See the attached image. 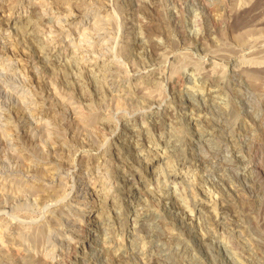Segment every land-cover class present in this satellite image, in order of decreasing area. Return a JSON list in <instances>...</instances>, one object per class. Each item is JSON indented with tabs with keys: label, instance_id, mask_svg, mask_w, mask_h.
I'll return each mask as SVG.
<instances>
[{
	"label": "rangeland",
	"instance_id": "obj_1",
	"mask_svg": "<svg viewBox=\"0 0 264 264\" xmlns=\"http://www.w3.org/2000/svg\"><path fill=\"white\" fill-rule=\"evenodd\" d=\"M13 1L0 0V53L5 51L0 56L10 61L5 59V65L0 63V130L5 132L0 136V156L6 155L0 158V185L3 183L10 187L11 184L13 189L17 186L20 191L17 193L16 190L17 196L15 192H5L0 188V225L7 226L9 230L19 226L26 231L22 242H19L23 251L30 249L28 252L36 255L41 250L42 254H37L36 258L46 256V264H153L149 258L159 254V249L164 250L166 246L183 251L185 246L190 245L192 250L188 257L204 264H236L240 259H243V264H251L252 255L264 262V79L261 80L264 78V58L259 61L264 57V45L253 47L254 51L251 50L250 54L246 51L247 54L242 55L253 41L264 37V0H59L61 3H71L74 7L72 12L79 14L83 12L77 10L76 6L84 1L90 7V11H84L88 12L84 13L87 14L85 18L90 19L98 12V17L108 21L109 37L98 40L107 54H104V58L102 55L96 58L92 72L93 62H84L79 58L77 49L68 47V50L65 48L66 52L59 38L46 35L49 33L46 27L47 32L45 29L43 31L46 37L56 40L53 42L54 50L47 44L41 45L37 39L33 40L31 28L26 31L20 29L26 23L27 16L23 13L17 18V13L12 10L16 0ZM61 20L64 23L68 21L65 17ZM10 49L14 52L7 53ZM54 54L59 55L58 62L62 65L52 59ZM252 57L258 58V62L252 64L246 61ZM111 63L123 65L126 69L122 71L126 72H118V76L111 74L113 78H110L98 71L102 64L109 66ZM211 68H221L226 73L219 84L211 85L203 81ZM250 72L259 73L260 82L256 88L248 81L247 73ZM146 85L150 90L145 96L139 90ZM257 87L261 88L258 90ZM192 88L198 89L192 97H187L188 89ZM14 89H17L15 95L12 92ZM209 90L218 91L219 105L222 107L210 105ZM126 91L130 95L129 98L127 95L128 99H122L125 104L115 103L120 99L119 95ZM20 93H26L33 104L19 101L17 95L20 96ZM66 97L71 98L70 101ZM190 97L206 100L203 103L210 107L205 105L207 109H197L189 104ZM75 108L84 110L85 115L88 111L93 112L91 119H87V127L79 124L77 114L80 110L77 112ZM222 108L228 112L227 116L220 114ZM199 114L219 120L215 123L217 126L223 125L219 129L212 123V129L204 141L190 142L192 136L183 133L184 141L181 144L187 158L185 164L176 165L174 171L189 180L185 179L181 184L164 179L160 169L155 168V159L149 161L150 154L163 141L169 138L174 141L183 123ZM42 123L45 129H41ZM77 124L79 126L76 128ZM4 147V150L1 149ZM150 165H155V169H151L155 172H148ZM139 169L144 171L142 175L138 173ZM92 175L112 181V188L99 191L103 199L99 196L93 205L98 209L106 203L105 211L100 214L106 218L101 223L96 222L98 220L94 217L92 221L88 219L91 223L88 220L81 223L71 206L72 194L82 184L81 176L89 179ZM58 176L63 177L60 178L64 190L60 191L61 195L57 194L53 199L55 194L45 190L41 194L35 190L41 184L44 188L52 187L54 183L56 186ZM29 185L36 188L32 191ZM186 187L194 190V199L197 197L190 201V205L201 199L198 189L218 201L223 226L216 225L215 217L205 211V218L197 219L196 208L192 209V206L190 208L194 211L192 213L190 210V214H185L177 205L173 207L175 204L167 197L178 192L177 197L185 196L190 193ZM85 194L83 192L81 195ZM93 198L90 195L89 205L94 202ZM171 208L173 212L170 216L179 221L177 225H171L172 222L166 219L165 213ZM51 218L58 221L55 229L44 228ZM147 223L154 227L149 231L153 232L151 234L138 230ZM155 228L160 229L157 234L161 237L154 234ZM211 229L215 236L205 240L206 244L201 238L206 237V232ZM15 230L7 233L10 238L4 237L5 240L0 242V253H4L9 264H19L16 257L13 258L16 250ZM27 235L36 236L31 237V241ZM235 240L246 244L251 251V256L242 255L236 263L222 247L224 242L232 244ZM6 244L8 249L4 248ZM183 264L191 263L185 261Z\"/></svg>",
	"mask_w": 264,
	"mask_h": 264
},
{
	"label": "bare ground",
	"instance_id": "obj_2",
	"mask_svg": "<svg viewBox=\"0 0 264 264\" xmlns=\"http://www.w3.org/2000/svg\"><path fill=\"white\" fill-rule=\"evenodd\" d=\"M15 1V0H14ZM13 1V2H14ZM242 1V0H241ZM249 2L251 1V0H248ZM244 2H246V1H244ZM247 3V2H246ZM13 4V3H12ZM15 4H16V6H14L13 7V5H12V10H13V12L14 13H17V18H19V17H21V15L23 14V13H26V18H27V21H26V23H24L22 26V28H20V29H22V30H29V29H27V28H31V30H33L32 31V34H31V38L33 39V40H36V41H38V42H40L41 43V45L42 44H47V46L49 45V46H51L52 48L51 49H53L54 50V48H53V45H55L53 42L54 41H56L55 39H57V38H59L62 42H63V46H64V50H65V48L67 49L68 47H70V48H74V49H77L76 50V55H77V52H78V57L79 58H81L84 62H86V61H90V63H92L93 62V64L91 65L92 67H91V71L90 72H92V68H93V66L96 64V62H97V60H96V58H98L100 55H102L103 56V58H104V54H107L106 52H105V48H103L104 46L102 45V44H100V43H98V40H100L101 38H105V37H107L109 34V28H108V26H107V24L106 23H108V21L106 20V19H104V17H98V12L95 14H93L92 15V19L90 20L89 18H85L86 16L85 15H87V14H84V13H88V12H84V11H90V7H88L87 5H86V3L83 1V2H79L78 3V5L76 6V8H77V10H81L83 13L82 14H79V13H73L72 12V10H73V8H72V4L71 3H68V2H65V3H61L59 0H16L15 1ZM240 4V3H239ZM89 5V4H88ZM243 5V4H242ZM16 7V8H15ZM15 8V9H14ZM75 8V9H76ZM19 9V10H18ZM16 10V11H15ZM76 10H74V12H75ZM79 12V11H78ZM29 13V14H28ZM93 13V12H92ZM91 14V13H90ZM15 15V14H14ZM63 17H65L66 18V20L68 19V21H67V23H64V20L62 21L61 19L63 18ZM25 18V19H26ZM110 18V17H109ZM14 19V18H13ZM65 20V21H66ZM89 20V21H88ZM16 21V20H15ZM113 21V20H112ZM12 22V21H11ZM206 22V21H205ZM111 24V23H110ZM105 25H106V28H105ZM209 25V24H208ZM208 25H205V26H208ZM13 26V25H12ZM43 26V27H42ZM245 26V25H244ZM14 27V26H13ZM44 27H46L47 28V30H48V34H46L45 32H43L44 31ZM70 27V28H69ZM108 28V29H107ZM12 29V28H11ZM13 29H15V28H13ZM78 29H80V30H78ZM208 29V28H207ZM8 30V29H7ZM46 30V29H45ZM47 30H46V32H47ZM205 30H206V28H205ZM243 30V29H242ZM8 31H10V30H8ZM16 31V30H15ZM14 32V31H13ZM24 32V31H23ZM28 32V31H27ZM26 32V33H27ZM244 32V31H243ZM207 33V32H206ZM255 33V32H254ZM47 36H51V35H53L54 36V38L55 39H53L52 37H46V35ZM241 35V34H240ZM250 35V34H249ZM252 35V34H251ZM181 36V35H180ZM6 37V36H5ZM65 37V38H64ZM109 37V36H108ZM111 37V36H110ZM30 38V39H31ZM113 38V37H112ZM4 39V38H3ZM2 40V39H1ZM185 40V39H184ZM187 40V39H186ZM204 40V39H203ZM251 40V39H250ZM101 41H103L102 39H101ZM105 41V40H104ZM109 41V40H108ZM180 41V40H179ZM200 41V40H199ZM202 41V40H201ZM60 42V41H59ZM176 42V41H175ZM174 42V43H175ZM178 42V41H177ZM184 43L185 42H187V41H183ZM182 42V43H183ZM251 42V41H250ZM39 43V44H40ZM101 43H103V42H101ZM194 43V42H193ZM203 43V42H202ZM201 43V44H202ZM178 44V43H177ZM181 44V43H180ZM200 44V45H201ZM184 45H186V44H184ZM199 45V47H204V46H200ZM249 45V44H248ZM247 45V46H248ZM264 45V37H258L255 41H253V43L249 46V47H247V48H245V46H244V50H243V53H245L246 51L250 54V52H251V50H253L252 48L253 47H256V46H263ZM38 46V45H37ZM48 46V47H49ZM62 46V47H63ZM103 46V47H102ZM108 46H110V45H108ZM4 47V46H3ZM11 47V46H10ZM9 47V48H10ZM55 47V46H54ZM57 47H59V46H57ZM61 47V48H62ZM106 47V46H105ZM197 47V46H196ZM7 48H8V46H7ZM50 48V47H49ZM107 48V47H106ZM158 48V47H157ZM161 48V47H160ZM163 48V47H162ZM175 48V47H174ZM185 48H186V46H185ZM206 48V47H205ZM12 49V48H11ZM11 49L9 50V52L7 51V53H13L14 51L12 50L11 51ZM56 49V48H55ZM58 49V48H57ZM153 49V48H152ZM155 49H156V47H155ZM165 49V48H164ZM178 49V48H177ZM180 49V48H179ZM204 49V48H203ZM203 49H201L202 51H203ZM241 49V48H240ZM259 49V48H258ZM68 50V49H67ZM157 50V49H156ZM168 50H170L169 48H168ZM167 50V51H168ZM3 51V50H2ZM66 51V50H65ZM75 51V50H74ZM112 51V50H111ZM155 51V50H154ZM254 51V50H253ZM3 52H5V51H3ZM3 52H1V53H3ZM62 52V51H61ZM67 52V51H66ZM69 52V51H68ZM72 52V51H71ZM162 52V51H161ZM165 52V51H164ZM164 52H162V53H164ZM169 52V51H168ZM173 52V51H172ZM237 52V51H236ZM264 52V51H263ZM0 53V54H1ZM17 53V52H16ZM15 53V54H16ZM73 53V52H72ZM71 53V54H72ZM253 53V52H252ZM254 53H256V52H254ZM258 53V52H257ZM49 54V53H48ZM58 54V53H57ZM61 54V53H60ZM75 54V53H74ZM109 54V53H108ZM119 54V53H118ZM121 54V53H120ZM156 54H160V53H156ZM168 55H169V53H167ZM223 54V53H222ZM235 54H237V53H235ZM242 54V53H241ZM247 53H245V54H242L243 56L244 55H246ZM249 54H248V57H249ZM259 54V53H258ZM261 54V53H260ZM5 56H6V54H4ZM44 55H46V54H44ZM50 55V54H49ZM112 55V54H111ZM117 55V54H116ZM155 55V54H154ZM168 55H166V56H168ZM238 55H240V54H238ZM242 55H240V57L242 56ZM254 55H257V54H254ZM9 56H10V54H9ZM13 56H15V55H13ZM12 56V57H13ZM59 55H52L51 57H53L52 59L54 60V61H57L56 63H60V65H62L61 64V62H58L59 61V59L57 58ZM170 56V55H169ZM250 56H252V55H250ZM258 56V55H257ZM101 57V56H100ZM110 57V56H109ZM128 57V56H127ZM159 57V56H158ZM255 57V56H254ZM254 57H252V58H246L245 60L248 62H251L252 64H254V63H257L258 62V58L257 59H255ZM260 57V56H259ZM9 58V57H8ZM14 58V57H13ZM47 58H49V57H47ZM59 58H61V57H59ZM106 58V57H105ZM116 58V57H115ZM120 58V57H119ZM166 58H168V57H166ZM237 58H239V57H237ZM242 58V57H241ZM244 58V57H243ZM261 58V57H260ZM259 58V59H260ZM264 57H262L259 61H261L262 59H263ZM6 58H4V56H0V63L2 64V63H4L6 60H5ZM15 59H17V57H15ZM15 59H13L14 61H17V60H15ZM46 59V58H45ZM111 59V58H110ZM125 59H126V56H125ZM236 59V58H235ZM5 60V61H4ZM21 60V59H20ZM50 60V59H49ZM102 60V59H101ZM242 60V59H241ZM244 59H243V61H245ZM8 61V60H7ZM6 61V62H7ZM11 61H12V59H11ZM102 61H104V60H102ZM101 61V62H102ZM106 61V60H105ZM108 61V60H107ZM127 61V60H126ZM245 61V62H246ZM8 62H10V61H8ZM20 62V61H19ZM50 62H51V60H50ZM82 62V61H81ZM87 62V63H88ZM98 62H99V60H98ZM111 62V61H110ZM125 62V61H124ZM12 64L11 65H13V62H11ZM16 63V62H15ZM106 63V62H105ZM126 63V62H125ZM1 64H0V66H1ZM6 63H4V65H5ZM20 65H21V62L19 63ZM18 64V65H19ZM54 64V63H53ZM84 64H86V63H84ZM99 64V63H98ZM97 64V65H98ZM8 65H10V63L9 64H7V66ZM79 65V64H78ZM100 65V64H99ZM256 65V64H255ZM123 65H119V64H110L109 66L106 64V66L104 65V64H102L101 66H99L100 67V69L98 70V68H97V70L98 71H101L102 72V75H104V76H110V78H113V76L112 75H114V76H118V75H116V74H118V72H126V71H122V70H124V69H126V68H124V67H122ZM127 66H128V64H127ZM158 66V65H157ZM13 67V66H12ZM11 67V68H12ZM58 67H60V66H58ZM62 67V66H61ZM81 67H82V65H81ZM126 67V66H125ZM156 67V66H155ZM222 67V66H221ZM2 67H0V69H1ZM14 68V67H13ZM131 68V67H130ZM255 68V67H254ZM5 69H6V67H5ZM4 69V70H5ZM10 69V68H9ZM8 69V70H9ZM87 69H88V67H87ZM224 69H226L225 67H224ZM251 69V68H250ZM7 70V69H6ZM82 70H85V69H83L82 68ZM88 70H90V69H88ZM96 70V69H95ZM94 70V71H95ZM129 70V69H128ZM127 70V71H128ZM248 70H249V68H248ZM10 71V70H9ZM14 71V70H13ZM149 71H151V70H149ZM154 71V70H153ZM251 71H253V70H251ZM22 72V71H21ZM86 72V71H85ZM84 72V73H85ZM156 72V71H155ZM211 72V73H210ZM259 72V71H258ZM119 73V74H120ZM122 73V74H123ZM152 73V72H151ZM235 73V72H234ZM255 73H257V72H255ZM264 73V72H263ZM16 74V73H15ZM101 74V73H100ZM112 74V75H111ZM156 74V73H155ZM201 74V73H200ZM207 74V73H206ZM205 74V78L203 79V81L205 80V82H209V83H211V85H213V84H219L221 81H222V79L224 78L223 77V75L226 77V73L224 74V70H221V68L220 69H216V68H214V70L211 68L210 69V71H208V74L206 75ZM246 74V73H245ZM244 74V75H245ZM248 74V81H250L252 84H254L255 86V88H256V84L258 83V82H260L258 79H260V76H258V74L259 73H257V74H254V73H252V72H250V73H247ZM9 75H10V73H9ZM12 75V74H11ZM153 75V74H152ZM241 75H242V73H241ZM264 75V74H263ZM95 76V75H94ZM112 76V77H111ZM121 76V75H120ZM155 76V75H154ZM204 76V75H203ZM237 76H238V74H237ZM245 77V76H244ZM259 77V78H258ZM92 78V77H91ZM98 78V77H97ZM247 78V77H246ZM9 79V78H8ZM93 79V78H92ZM115 79V78H114ZM113 79V80H114ZM263 79L264 78H261V80L263 81ZM94 80V79H93ZM112 80V79H111ZM199 80V79H198ZM5 81V80H4ZM6 81H8V80H6ZM200 81H201V79H200ZM262 81H261V83H262ZM16 82V81H15ZM26 82V81H25ZM27 83V82H26ZM29 83V82H28ZM82 83V82H81ZM84 83V82H83ZM153 83H155V82H153ZM203 83V82H202ZM201 83V84H202ZM1 84V83H0ZM92 84V83H91ZM148 84V83H147ZM204 84V83H203ZM206 84V83H205ZM262 84H264V82L262 83ZM150 86L152 85V84H149ZM149 85H146V87L145 86H143V87H141V90H139V92H141L143 95H147L148 94V90H150L149 88ZM199 85V84H198ZM198 85H196V86H198ZM210 85V84H209ZM210 85V86H211ZM258 85H260V84H258ZM215 86V85H214ZM212 87V86H211ZM210 87V88H211ZM264 87V86H263ZM138 88V87H137ZM213 88V87H212ZM254 88V89H255ZM258 88V87H257ZM259 88H261V87H259ZM259 88H258V90H259ZM6 89V88H5ZM111 89V88H110ZM139 89V88H138ZM197 89L198 88H192V89H188V91H187V97H188V95L189 96H193L194 94H195V92L197 91ZM3 90V89H2ZM16 90L17 89H14L12 92H13V95H15L16 94ZM187 90V89H186ZM196 90V91H195ZM125 91V90H124ZM128 91H129V89H128ZM136 91V90H135ZM135 91H134V93H135ZM210 92H209V94H210V100L208 101L209 103H210V105H212L213 107H215V106H217V104L219 105V95H218V91L216 90H209ZM5 92V91H4ZM8 92V91H7ZM121 92V91H120ZM123 92V91H122ZM136 92H138V91H136ZM138 92V93H139ZM138 93H137V96H139L138 95ZM140 93V94H141ZM132 94V93H131ZM141 94V95H142ZM5 95V94H4ZM7 95V94H6ZM5 95V96H6ZM118 95V94H117ZM127 95H128V98H129V93L127 94V91L126 92H124L123 93V95H119V97H120V99H118L115 103H117L118 102V104H125V101L124 100H122L123 98H127ZM140 95V96H141ZM142 95V96H143ZM196 95H198V94H196ZM18 96V100L19 101H24V102H29L30 101V103L32 102L31 100H29V98H28V95L26 94V93H23L22 95H21V93H20V96L19 95H17ZM144 96V97H145ZM153 96V95H152ZM69 97V96H68ZM68 97H66L67 99H68ZM156 97V96H155ZM155 97H154V99H155ZM189 98V104L192 106H194V107H196L197 109H199V108H206L207 106H209L210 107V105H207L206 103H203V101H202V99L200 100V98L199 99H193V98ZM196 97V96H195ZM34 98V97H33ZM33 98H31L32 100H33ZM127 98V99H128ZM151 98V97H150ZM14 99V98H13ZM15 99H16V97H15ZM69 99H71V98H69ZM68 99V100H69ZM117 99V98H116ZM130 100V99H129ZM158 100V99H157ZM198 100H199V102H198ZM223 100V99H222ZM70 101V100H69ZM124 101V102H123ZM206 101V100H205ZM204 101V102H205ZM15 102V101H14ZM134 102H136V101H134ZM197 102V103H196ZM68 103V102H67ZM130 103V102H129ZM132 103V102H131ZM221 103H222V101H221ZM25 104V103H24ZM32 104H33V102H32ZM136 104V103H135ZM201 105V106H200ZM205 105H207V106H205ZM133 106V105H132ZM220 106V105H219ZM226 106V105H225ZM78 107V106H77ZM220 107H222V106H220ZM25 108V107H24ZM37 108V107H36ZM114 108V107H113ZM118 108V107H117ZM234 108V107H233ZM76 109V108H75ZM79 110H80V108H78ZM78 109H76L77 110V112H79V110ZM196 109V110H197ZM207 109V108H206ZM217 109H219V108H217ZM216 109V110H217ZM223 109V108H222ZM221 109V110H222ZM230 109V108H229ZM32 110H34V109H32ZM37 110V109H36ZM35 110V111H36ZM196 110H194L193 111V113H195V111ZM220 110V109H219ZM218 110V111H219ZM107 111V110H106ZM204 111V110H203ZM228 111V110H227ZM75 112V111H74ZM84 112V110L83 111H81L80 110V112L77 114L78 115V122H79V124L81 125V126H86L87 127V125H88V123H87V119H91V117L93 116L92 115V113L93 112H89L88 111V113H87V115H85V113H83ZM199 112V111H198ZM220 112V114L222 115V116H227V114H228V112H226L225 111V108L222 110V111H219ZM112 113V112H111ZM202 113V112H201ZM204 113V112H203ZM202 113V114H203ZM59 114H61V113H59ZM96 114V113H95ZM107 114V113H106ZM197 114V113H196ZM202 114H199V116H197L196 115V117H194V118H189L188 119V122H186V123H183V126L182 127H180L179 125H177V126H179L180 128L177 130V137H176V139L174 140V141H171V140H169V139H167L165 142L163 141V143L161 144V146L159 147V146H156V147H154L155 149L153 150V152L150 154V157H149V161L151 162V160L150 159H155V162H156V167H155V165H150V169H149V171L148 172H150V171H152L153 169H157V168H159L160 169V174L161 175H163V178L164 179H168L169 181H171V182H173V183H175V182H180L181 184L182 183H184V180L186 179V178H184L183 176H180L177 172H175L174 171V169H175V167H176V165H184L185 164V159L187 158L186 157V155L184 154V150H183V147H182V142L184 141V138L181 136L183 133L184 134H186V133H189V135H191L192 137H191V140H190V142H198V141H201V140H206L207 138H208V133L210 132V129H212L211 128V124L212 123H216L217 124V122L219 121V120H215L214 118H212V117H210L209 115L207 116H205V115H202ZM76 115V114H75ZM234 115V114H233ZM90 116V117H89ZM97 116V115H96ZM231 116V115H230ZM229 116V117H230ZM87 117H89V118H87ZM101 117V116H100ZM191 117H193V115L191 116ZM232 117H234V116H232ZM154 118V117H153ZM219 118V117H218ZM221 118V117H220ZM98 119H99V117H98ZM104 119V118H103ZM158 119V118H157ZM187 119V118H186ZM185 119V120H186ZM224 120V119H223ZM222 120V121H223ZM95 121V120H94ZM99 121V120H98ZM150 121V120H149ZM181 121V120H180ZM183 121V120H182ZM225 121H226V119H225ZM229 121V120H228ZM231 121V120H230ZM91 122V121H90ZM185 122V121H184ZM2 123V122H1ZM39 123V122H38ZM92 123V122H91ZM90 123V124H91ZM231 123V122H230ZM43 124V123H42ZM41 124V125H42ZM79 124H77L75 127L77 128V126H79ZM215 124V126H217ZM221 125H223L222 123H221ZM221 125H218L219 126V129H220V126ZM74 126V125H73ZM72 126V127H73ZM102 126V125H101ZM147 126V125H146ZM145 126V127H146ZM217 126V127H218ZM227 126H228V124H227ZM41 127V129H45V125L43 124L42 126H40ZM47 127V126H46ZM63 127V126H62ZM96 127V126H95ZM172 127V126H171ZM3 128V127H2ZM7 128V127H6ZM9 128H11V127H9ZM39 128V127H38ZM71 128V127H70ZM69 128V129H70ZM78 128H80V127H78ZM90 128V127H89ZM147 128V127H146ZM145 128V129H146ZM173 128H174V126H173ZM176 128H178V127H176ZM48 129H49V127H48ZM65 129H67V128H65ZM73 129V128H72ZM83 129V128H82ZM91 129V128H90ZM56 130V129H55ZM60 130V129H59ZM75 130V129H74ZM73 130V131H74ZM84 130H85V127H84ZM147 130V129H146ZM145 130V131H146ZM150 130V129H149ZM7 131H9V130H7ZM11 131V130H10ZM66 131H69L68 129L66 130ZM78 131H81V129L80 130H78ZM93 131V130H92ZM91 131V132H92ZM100 131V130H99ZM174 131V130H173ZM0 132H1V130H0ZM59 132V131H58ZM65 132V131H64ZM83 132V131H82ZM86 132V131H85ZM96 132V131H95ZM5 132L3 131V132H1L0 133V136H2L3 134H4ZM10 133V132H9ZM60 133H61V131H60ZM69 133V132H68ZM89 133V132H88ZM87 133V134H88ZM94 133V132H93ZM97 133V132H96ZM154 133V132H153ZM174 133H175V131H174ZM8 134V133H7ZM43 134H45V133H43ZM50 134V133H49ZM48 134V135H49ZM78 134V133H77ZM148 134V133H147ZM6 135V134H5ZM211 135V134H210ZM41 136H42V134H41ZM149 136V135H148ZM49 137H50V135H49ZM48 137V138H49ZM77 137V136H76ZM46 138H47V136H46ZM51 138V137H50ZM53 138V137H52ZM65 139V138H64ZM150 139V138H149ZM188 140V139H187ZM150 141V140H149ZM210 141V140H209ZM19 142V141H18ZM188 142V141H187ZM206 142V141H205ZM1 143V142H0ZM3 144V143H2ZM1 144V145H2ZM5 145V144H4ZM158 145V144H157ZM255 145V144H254ZM10 146V145H9ZM2 147H3V145H2ZM189 147V146H188ZM1 149H5V147L4 148H1ZM9 150V149H8ZM66 150V149H65ZM186 150V149H185ZM151 151V150H150ZM9 152V151H8ZM17 152V151H16ZM1 153H2V150H0V155H1ZM12 153V152H11ZM9 154V153H8ZM19 154V153H18ZM3 155H5V154H3ZM2 155V156H3ZM15 155H17V154H15ZM46 155V154H45ZM44 155V156H45ZM2 156H0V158L2 159V158H4V157H2ZM21 156V155H20ZM19 156V157H20ZM37 156V155H36ZM19 159V158H18ZM22 159V158H21ZM20 159V160H21ZM39 159V158H38ZM40 160V159H39ZM38 160V161H39ZM100 160V159H99ZM146 160V159H145ZM4 161V160H3ZM61 161V160H60ZM45 162V161H44ZM177 162V163H176ZM213 162V161H212ZM47 163V162H46ZM62 163V162H61ZM147 163V162H146ZM154 163V162H153ZM153 163H150V164H153ZM48 164H49V162H48ZM58 164V163H57ZM99 164V163H98ZM146 165H148V164H146ZM54 166V165H53ZM52 166V167H53ZM96 166V165H95ZM106 166H107V164H106ZM212 166V165H211ZM44 167V166H43ZM43 167H41L42 168V172H43ZM49 167V166H48ZM47 167V168H48ZM58 166H56V168H57ZM102 167V166H101ZM146 167V166H145ZM155 167V168H154ZM180 167V166H179ZM182 167V166H181ZM50 168V167H49ZM48 168V169H49ZM54 169H55V166L53 167ZM105 168V167H104ZM264 168V167H263ZM47 169V170H48ZM94 169V168H93ZM93 169H92V171H93ZM96 169V168H95ZM97 169H98V167H97ZM101 169V168H100ZM109 169V168H108ZM152 169V170H151ZM209 169V168H208ZM218 169V168H217ZM44 172H46V167L44 168ZM58 170V169H57ZM112 170V169H111ZM118 170V169H117ZM140 170V169H139ZM144 170V169H143ZM176 170V169H175ZM214 170V169H213ZM51 172H52V170H50ZM210 171H211V169H210ZM57 172V171H56ZM59 172V171H58ZM57 172V173H58ZM144 172V171H143ZM142 172V169L138 172L139 174H141V173H143ZM146 172H147V170H146ZM152 172H155V170L154 171H152ZM211 172H213V171H211ZM50 173V172H49ZM35 175H36V173H34ZM43 174V173H42ZM154 174V173H153ZM212 174V173H211ZM34 175V176H35ZM54 175V174H53ZM83 175V174H82ZM94 175V174H93ZM92 175V177H94V178H89V179H86L85 178V176H81V178H80V180H81V185L79 186V187H77L75 190H74V193L72 194V205L71 206H73V210H74V213H75V215H77L78 217H79V219H80V221L79 222H81V223H86L87 222V220L89 219V220H91L93 217L95 218V219H97L98 221H96V222H98V223H101L103 220H105V218H106V216L104 215V217L103 216H101L100 214H103V212L105 211V207H107L104 203H103V205L101 204V207H99L98 209L97 208H95L93 205H95V203H96V201H98V199H99V191H101V190H105V188H108V187H110V189L112 188V181L110 180V179H108V181L105 179V180H103L104 178H102V177H99V176H93ZM97 175V174H96ZM99 175V174H98ZM142 175V174H141ZM37 176H39V175H37ZM62 176V175H61ZM116 176V175H115ZM41 178H42V175L40 176ZM188 177V176H187ZM41 178H37V179H40V181H41ZM53 178V177H52ZM51 178V179H52ZM60 178H62L63 179V177H60V176H58V184L55 186L53 183V186L52 187H43L42 186V184L40 185L41 187H38L37 186V188L36 187H32V185H29V187L32 189V191H33V189H35V190H37V191H40L41 192V194L43 193V191L45 190V192H47V193H53V194H55L52 198L54 199L55 198V196L57 195V194H60V191L62 192V179H60ZM161 178H162V176H161ZM160 178V179H161ZM15 178H13V180H14ZM16 179H18V178H16ZM112 179V178H111ZM11 180V179H10ZM10 180L9 181H7V182H10ZM22 180V179H21ZM46 180V179H45ZM79 180V181H80ZM162 180V179H161ZM187 180V179H186ZM189 180V179H188ZM187 180V181H188ZM12 181V180H11ZM23 181V180H22ZM21 181V182H22ZM77 181V180H76ZM107 181V182H106ZM158 181V180H157ZM21 182H20V184H21ZM54 182V181H53ZM165 182V181H164ZM167 182V181H166ZM6 183V182H5ZM12 183V182H11ZM193 184V182L192 181H190V184ZM19 184V181H18V183H17V185ZM47 184H49V183H47ZM51 184V185H52ZM159 184V183H158ZM191 184V185H192ZM2 185V186H1ZM0 185V188L2 189V190H5V192H15V194L17 195V193H18V191H20L18 188H16L17 186H15L14 187V189L11 187V184H10V187H6V184H1ZM50 185V186H51ZM24 186V185H23ZM26 186V185H25ZM36 186V185H35ZM55 186V187H54ZM155 186H156V184H155ZM178 186V185H177ZM158 187V186H157ZM8 188H10L11 190H9ZM98 188H100V189H98ZM191 188H192V186H191ZM158 189V188H157ZM186 189H190V188H187L186 187ZM16 190H17V193H16ZM109 190V189H108ZM193 190V189H192ZM192 190L190 189V193H187V192H185V193H187L185 196L183 195V196H179V197H177L178 196V193H177V195H173V196H168L167 197V199L174 205L175 204V206H173V207H176V205H177V207H179L185 214H188L189 212H190V210H192L193 208H196L195 210H196V216H197V219L198 218H201L202 219V217H204L205 215H206V213L205 212H207V213H209V215L210 216H213V217H215V221L217 222V224L216 225H220V226H223L224 224H223V220H221V212L218 210V201H216V200H214V199H212L205 191H203L202 189H198L199 190V194H201V199L198 201V202H192V204L190 205V201H193V199H194V194L192 193ZM1 191V190H0ZM64 191V190H63ZM107 191V190H106ZM110 191V190H109ZM109 191L107 192L108 194L107 195H109ZM23 192V191H22ZM36 192V191H35ZM83 192H86L87 194H85V195H81V194H83ZM193 192H194V190H193ZM4 193V192H3ZM106 193V192H105ZM105 193H103V194H105ZM184 193V194H185ZM1 194V193H0ZM24 194V193H23ZM31 194V193H30ZM45 194V193H44ZM168 194V193H167ZM181 194V193H180ZM3 195V194H2ZM13 195V194H12ZM19 195V194H18ZM17 195V196H18ZM21 195V194H20ZM27 194H25V196H26ZM29 195V194H28ZM49 195V194H48ZM61 195V194H60ZM59 195V196H60ZM90 195H91V197H94L93 199H92V201L94 200V202H92V204L91 205H89L88 204V200H89V197H90ZM102 195V194H101ZM113 195V194H112ZM119 195V194H118ZM15 196V195H14ZM49 196H51V195H49ZM106 196V195H105ZM104 196V197H105ZM165 196V195H164ZM163 196V197H164ZM62 197V196H61ZM101 197V196H100ZM103 197V196H102ZM101 197V198H102ZM113 197H114V195H113ZM11 198V197H10ZM58 198V197H57ZM112 198V197H111ZM117 198V197H116ZM121 198V197H120ZM139 198V196H137L136 197V199H137V203H138V199ZM165 198V197H164ZM163 198V199H164ZM197 197H195V199H196ZM200 198V197H199ZM103 199V198H102ZM194 199V200H195ZM1 200V199H0ZM5 200V199H4ZM48 200V199H47ZM2 201H3V199H2ZM105 201H107L106 200V198H105ZM104 201V202H105ZM169 201H167V203L169 202ZM114 202V201H113ZM16 203V202H15ZM14 203V204H15ZM110 203V202H109ZM170 203V204H171ZM71 204V203H70ZM116 204V203H115ZM138 205V204H137ZM194 205H195V207H194ZM220 205V204H219ZM16 206V205H15ZM190 206H192L191 208H190ZM116 207V206H115ZM112 208V207H111ZM108 209V208H107ZM116 209V208H115ZM100 210V212L96 215V213L98 212ZM166 210V209H165ZM173 209L171 208L170 209V211L168 210V213L166 212L165 213V216H166V219L168 218V220L169 221H171L172 222V224L171 225H177L176 224V222H179L178 220H176V219H174L173 217H171L170 215H172V213L171 212H173L172 211ZM193 211L194 210H192V213H193ZM205 211V212H204ZM204 212V213H203ZM192 213H191V215H192ZM164 214V213H163ZM190 214V213H189ZM190 215V216H191ZM169 216V217H168ZM174 216H176V215H174ZM171 217V218H170ZM191 217H193V216H191ZM195 217V216H194ZM54 218V217H53ZM53 218H51L45 225H44V228H47L48 229V227L50 228H52V227H54L56 224V222H58L57 220H52ZM205 218V217H204ZM56 219V218H55ZM165 219V218H164ZM88 220V221H89ZM93 220V219H92ZM91 220V221H92ZM90 222V221H89ZM95 222V223H96ZM167 222V221H166ZM61 223V222H60ZM91 223V222H90ZM170 223V222H169ZM3 224V223H2ZM11 224V223H10ZM139 224V223H138ZM144 224V223H143ZM4 225H6V224H4ZM87 225H88V223H87ZM93 225V224H92ZM8 226H10V225H8ZM180 226V225H179ZM13 227V226H12ZM11 227V228H12ZM89 227V226H88ZM136 227V226H135ZM173 227V226H172ZM10 228V229H11ZM16 228V230H15V233H16V236H14L15 238H14V240L16 239V250H15V254H14V256H13V258H15L16 257V261L19 263V264H46V262L48 261L47 259H46V256H45V258H43L44 256H42L41 258L39 257L38 259L36 258L37 256V254H40V251H39V253H36V255H33V253H30V251L28 252V250H30V249H28V250H26L27 252H24L23 251V248L20 246V244H19V242L21 241V239L22 238H24V234L26 235V231H23V230H21L20 229V227L19 226H17V227H15ZM15 228H13L12 230H13V232H14V229ZM43 228V227H42ZM56 228H57V226H56ZM212 228V227H211ZM46 229V230H47ZM54 229H55V227H54ZM154 229V227H150L149 225H148V223L146 224V225H142V227H138V230L139 231H141L142 232V230L143 231H146V233H149V231L151 230H153ZM210 229V228H209ZM216 229V228H215ZM12 230H9V228L7 227V226H2V225H0V242L2 241V239L3 240H5L4 239V237L6 238H10V236H9V234H7L8 232L10 233ZM43 230V229H42ZM106 230V229H105ZM160 230V229H159ZM159 230H158V228H155V231H154V234H156V235H158L157 233H159ZM42 232H44V231H42ZM160 232H162V231H160ZM30 233V232H29ZM33 233V232H32ZM151 233H153V232H150L149 234H151ZM136 234V233H135ZM138 234V233H137ZM203 234V233H202ZM215 234H217V233H215ZM29 235V234H28ZM27 235V237L29 238L30 236H28ZM31 235V234H30ZM32 235H34V234H32ZM40 235H42V234H40ZM162 235H163V233H162ZM9 236V237H8ZM12 236V235H11ZM36 236V235H35ZM35 236H31V237H35ZM43 236V235H42ZM154 236V235H153ZM158 236H160V235H158ZM212 236H215L214 235V231L212 232V229H211V231L209 230L208 232H206V237H204V238H201L202 239V241L204 242V243H206V241L205 240H211V239H213V237ZM232 236V235H231ZM237 236V235H236ZM31 237L29 238L30 240H31ZM161 237V236H160ZM160 237H158V238H160ZM163 237V236H162ZM37 238V237H36ZM35 238V239H36ZM179 238V237H178ZM12 239V238H11ZM11 239H9V241L11 240ZM28 239V240H29ZM33 240H34V238H32ZM215 239V238H214ZM222 239V238H221ZM39 240V239H38ZM232 240V239H231ZM234 240V239H233ZM32 241V240H31ZM213 241H215V240H213ZM220 241V240H219ZM8 242V241H7ZM10 242H12V241H10ZM22 242V241H21ZM35 242H37V240L35 241ZM177 242H179V241H177ZM6 243V242H5ZM12 243H14L15 244V242L13 241ZM11 243V244H12ZM24 243V242H23ZM92 243H94V241L92 242ZM176 243V242H175ZM203 243V244H204ZM211 243V242H210ZM222 243H223V241H222ZM231 243V242H230ZM3 244V243H2ZM2 244H1V246H2ZM14 244H12V245H14ZM19 244V245H18ZM25 244V243H24ZM42 244V243H41ZM201 244H202V242H201ZM207 244V243H206ZM228 244V243H227ZM226 244V242H224V244L222 245V247L224 248V249H226V251L229 253V255L231 256V258L232 259H235V261H233L234 263H236V261H238L237 259H239V257L241 258L242 257V255H246V254H248V255H250L251 256V251H249V249H247V246H246V244H244L243 243V245L240 243V242H238V241H232V244H228L227 245ZM5 245V244H4ZM3 245V246H4ZM12 245H10V246H12ZM164 245H165V243H164ZM189 245V244H188ZM211 245V244H210ZM6 246H7V244H6ZM6 246L4 247L5 249H8V246H7V248H6ZM15 246V245H14ZM19 246L22 248V251H21V248L19 249ZM24 246H26V244L24 245ZM38 246V245H37ZM160 246H162V245H160ZM173 246V245H172ZM157 247V246H156ZM187 247H189V248H187ZM185 246V249L183 250V251H178L177 249V251H175L174 249H171L172 247H170V248H166V246H165V248H164V250L163 249H157L158 250V252H159V254L157 253V255H155L154 257H151L150 256V262H152L153 264H183L185 261H188V262H190L191 264H193V263H196V264H204V263H202V262H199V261H195V259L193 258H189L188 257V255H189V253L191 252V248H190V245L189 246ZM205 247H207V246H205ZM209 247V246H208ZM231 247H233V248H237L236 250L234 249L233 251H232V249H231ZM12 248V247H11ZM10 248V250H13V249H11ZM15 248V247H14ZM30 248V247H29ZM88 248V247H87ZM161 248V247H160ZM34 249V248H33ZM235 251H238L239 253L238 254H236L235 253ZM14 252V251H13ZM33 252H35V251H33ZM250 252V253H249ZM47 253H49V252H47ZM51 253V252H50ZM42 254V253H41ZM40 254V255H41ZM255 255V254H254ZM48 256V255H47ZM245 258V257H244ZM247 258H248V256H247ZM251 257H249V259H250ZM45 259L47 260V261H45ZM243 260V259H242ZM241 259L239 260L240 261V263H239V261H238V263H236V264H243V263H241V262H243ZM15 261V260H14ZM85 261V260H84ZM149 261V260H148ZM202 261V260H201ZM82 262V261H81ZM249 262H251V264H264V262L262 261V260H260V258L258 257V256H253L252 255V258H251V261H249ZM10 263H12V262H10ZM244 263H245V261H244ZM247 263H248V261H247ZM0 264H9V262L7 261V258L5 257V255H4V253H0ZM66 264V263H65ZM149 264V263H148ZM250 264V263H249Z\"/></svg>",
	"mask_w": 264,
	"mask_h": 264
}]
</instances>
